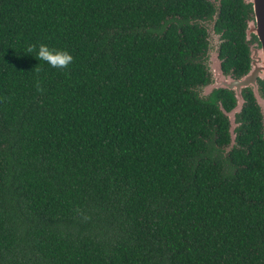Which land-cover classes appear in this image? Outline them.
Masks as SVG:
<instances>
[{
	"label": "trees",
	"instance_id": "1",
	"mask_svg": "<svg viewBox=\"0 0 264 264\" xmlns=\"http://www.w3.org/2000/svg\"><path fill=\"white\" fill-rule=\"evenodd\" d=\"M217 10L238 78L245 0H0V264H264L263 115L243 89L226 151L233 92L196 90Z\"/></svg>",
	"mask_w": 264,
	"mask_h": 264
},
{
	"label": "water",
	"instance_id": "2",
	"mask_svg": "<svg viewBox=\"0 0 264 264\" xmlns=\"http://www.w3.org/2000/svg\"><path fill=\"white\" fill-rule=\"evenodd\" d=\"M251 5L252 15L247 20L245 28V43L248 47L249 69L246 73L235 78L231 72H224L220 53V35L214 31V22L218 16L216 11L214 19L198 20L200 25L207 30L208 49L205 57L201 60L210 75L209 82L196 88L200 97H207L214 89H227L233 92L235 105L230 110L221 106L222 113L228 118L230 142L225 150H230L235 142V121L244 104L243 89L250 88L254 99L264 116V94L261 91L259 80H264V0H245ZM215 37V38H214ZM219 40L216 42L215 40ZM213 41L215 43L213 44ZM212 50V51H211ZM211 61L208 63V61Z\"/></svg>",
	"mask_w": 264,
	"mask_h": 264
},
{
	"label": "clouds",
	"instance_id": "3",
	"mask_svg": "<svg viewBox=\"0 0 264 264\" xmlns=\"http://www.w3.org/2000/svg\"><path fill=\"white\" fill-rule=\"evenodd\" d=\"M35 49V44L29 45L27 48V53H32ZM37 57L39 60H42L51 67L57 69H67L74 60L73 55L67 49L50 47L46 43H40ZM35 70L37 73L41 71L39 67H36ZM36 88L40 92H43L44 90L39 81L36 83ZM87 218L88 217H86V219Z\"/></svg>",
	"mask_w": 264,
	"mask_h": 264
},
{
	"label": "rangeland",
	"instance_id": "4",
	"mask_svg": "<svg viewBox=\"0 0 264 264\" xmlns=\"http://www.w3.org/2000/svg\"><path fill=\"white\" fill-rule=\"evenodd\" d=\"M215 38V37H214ZM215 40V39H214ZM216 42H218L219 40H215ZM215 41H213V44L215 43ZM212 51V50H211ZM211 62L210 60L208 61V63ZM264 118V116H263Z\"/></svg>",
	"mask_w": 264,
	"mask_h": 264
}]
</instances>
